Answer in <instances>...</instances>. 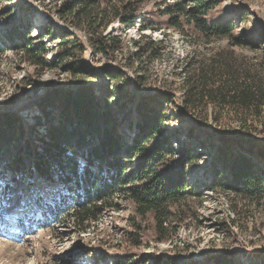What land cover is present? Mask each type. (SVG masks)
<instances>
[{
  "label": "rangeland",
  "instance_id": "1",
  "mask_svg": "<svg viewBox=\"0 0 264 264\" xmlns=\"http://www.w3.org/2000/svg\"><path fill=\"white\" fill-rule=\"evenodd\" d=\"M177 1L186 10L195 5L194 0H143L132 26L115 19L99 29L107 42L112 36L119 40L117 50L102 54L94 50L99 25L94 30L85 22L76 27L60 11L61 0H0V118L12 114L16 126L7 128L8 136L0 141V264H219L220 259L264 264V193L244 198L210 186L215 169L222 167L218 148L224 141L233 144L232 152L252 156L264 177L259 153L264 151V104L256 111L229 97L211 93L204 99L197 91H185L200 88L198 68L213 61L218 67L257 71L264 88V0H213L201 15L208 23L231 20L233 36L243 41L238 45L227 37L205 38L184 14H179L177 26L171 25L167 9ZM28 27L32 47L44 28L52 31L42 39L45 68L29 62L18 47L19 32ZM64 34L81 44L83 51L76 49L73 58L89 74L74 76L65 70L66 62L58 58ZM105 70L120 76L112 81ZM214 79L217 86L220 81ZM80 87L100 99L118 90V103L125 101L124 111H131L121 123L126 143L131 142L142 102L164 116L162 128L172 142L168 164L188 162V193L170 205L165 240L158 241L153 214L139 215L125 192L113 195L112 206L85 223L83 231L62 216L64 211L54 216L36 204V197L44 204L54 201L58 184L26 183L23 167L12 158L20 151L28 165L26 143L40 145L39 137H44L40 106L45 91ZM110 101L117 100L111 96ZM122 116L120 112L119 120ZM37 117L43 125L37 124ZM188 148L194 155L191 161ZM218 177H227L226 170Z\"/></svg>",
  "mask_w": 264,
  "mask_h": 264
},
{
  "label": "trees",
  "instance_id": "2",
  "mask_svg": "<svg viewBox=\"0 0 264 264\" xmlns=\"http://www.w3.org/2000/svg\"><path fill=\"white\" fill-rule=\"evenodd\" d=\"M141 1L61 0L59 9L70 16L76 27L85 22L88 29L94 30L93 26L98 24L94 50L104 54L107 49L117 50L119 40L112 36L107 42L106 35H102L103 31L99 29H104L115 19L125 26H132ZM194 3L188 10L180 1L169 7V23L177 26L179 14H184L191 17L193 25L205 38L227 37L237 45L243 43L233 36L231 20L208 23L201 17L214 3L213 0H194ZM51 33L49 28H44L38 45L32 47L30 28L19 32L22 41L18 47L29 62L41 68L48 66L42 39ZM61 43L63 46L58 58L66 62L65 70L74 76L77 73L89 74L88 69L73 58L76 49L80 48V53L83 51L81 44L69 39L67 34L62 35ZM105 73L112 81L120 76L117 71L105 70ZM197 77L200 88H185L187 94L195 95L193 92L197 91L196 95L204 99L211 97V93L218 94L222 99L229 97L232 103L246 109L254 107L256 111L264 104L263 80L257 71L218 67L213 61L208 66H199ZM216 77L220 82L213 86ZM226 85L230 86L227 88ZM117 91L105 93L102 99L85 87L76 90L50 88L45 91L40 106L45 129L44 137H39L41 146L34 142L33 147H29L30 141L26 143L24 153L30 159L28 165L24 164L20 151L12 159L16 166L23 167L26 183L58 184L59 194L54 201L44 204L41 198L36 197L35 202L45 205L54 216L64 211L62 216L72 219L79 231L86 229L85 223L96 221L99 211L112 206L110 198L113 195L125 192L139 215L153 214L158 241H162L167 238L171 203L185 198L188 193V162L182 161L174 166L168 164L172 142L171 135H165L162 128L164 116L159 109L147 106L145 102L137 108L139 120L135 123L131 142L126 143L121 123L131 111H124L125 101L118 103L122 96ZM111 96L117 101L111 102ZM120 112L125 117L119 120ZM12 119V114H1L0 141L8 136L7 128L16 127ZM36 119L37 124L43 125L40 117ZM233 147L232 143L224 141L218 148L221 172L215 169L210 186L244 198L263 194L264 177L254 164L253 157L243 152L234 153L231 150ZM187 150V159L191 161L194 155L190 148ZM259 153L264 157V151ZM223 170H226L227 177L219 178ZM219 264H227V261L220 259Z\"/></svg>",
  "mask_w": 264,
  "mask_h": 264
}]
</instances>
